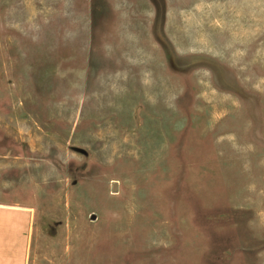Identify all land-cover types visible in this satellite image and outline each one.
I'll use <instances>...</instances> for the list:
<instances>
[{
    "label": "rangeland",
    "instance_id": "1",
    "mask_svg": "<svg viewBox=\"0 0 264 264\" xmlns=\"http://www.w3.org/2000/svg\"><path fill=\"white\" fill-rule=\"evenodd\" d=\"M0 203L28 264H264V0H0Z\"/></svg>",
    "mask_w": 264,
    "mask_h": 264
},
{
    "label": "crops",
    "instance_id": "2",
    "mask_svg": "<svg viewBox=\"0 0 264 264\" xmlns=\"http://www.w3.org/2000/svg\"><path fill=\"white\" fill-rule=\"evenodd\" d=\"M34 212L0 203V264H28Z\"/></svg>",
    "mask_w": 264,
    "mask_h": 264
}]
</instances>
